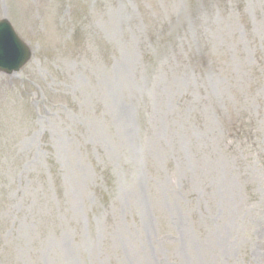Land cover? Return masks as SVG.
<instances>
[{"label": "rangeland", "instance_id": "1", "mask_svg": "<svg viewBox=\"0 0 264 264\" xmlns=\"http://www.w3.org/2000/svg\"><path fill=\"white\" fill-rule=\"evenodd\" d=\"M1 18L33 56L0 73V264H264V0Z\"/></svg>", "mask_w": 264, "mask_h": 264}, {"label": "water", "instance_id": "2", "mask_svg": "<svg viewBox=\"0 0 264 264\" xmlns=\"http://www.w3.org/2000/svg\"><path fill=\"white\" fill-rule=\"evenodd\" d=\"M0 32H5L9 37L8 45L0 44V70L8 72L18 71L31 58V49L18 36L8 20L0 21ZM12 48L15 50L12 51Z\"/></svg>", "mask_w": 264, "mask_h": 264}, {"label": "bare ground", "instance_id": "3", "mask_svg": "<svg viewBox=\"0 0 264 264\" xmlns=\"http://www.w3.org/2000/svg\"><path fill=\"white\" fill-rule=\"evenodd\" d=\"M256 262V261H255Z\"/></svg>", "mask_w": 264, "mask_h": 264}]
</instances>
